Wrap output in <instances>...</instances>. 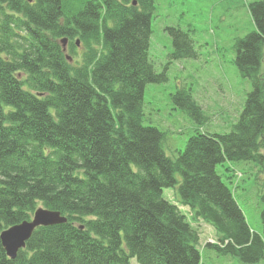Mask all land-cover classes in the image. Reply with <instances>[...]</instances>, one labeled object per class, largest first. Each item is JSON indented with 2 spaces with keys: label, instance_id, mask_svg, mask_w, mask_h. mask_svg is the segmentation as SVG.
I'll return each instance as SVG.
<instances>
[{
  "label": "trees",
  "instance_id": "16d2710c",
  "mask_svg": "<svg viewBox=\"0 0 264 264\" xmlns=\"http://www.w3.org/2000/svg\"><path fill=\"white\" fill-rule=\"evenodd\" d=\"M154 11V0H0V234L40 207L66 219L36 228L14 259L0 241V264H201L199 232L179 206L213 229L206 247L217 254L264 260V239L216 171L264 165V1L248 5L255 31L233 47L252 88L237 122L193 130L176 158L145 124L146 86L167 81L149 55ZM171 33V59L196 57L187 34ZM171 99L206 120L191 88ZM261 202L264 232V193Z\"/></svg>",
  "mask_w": 264,
  "mask_h": 264
},
{
  "label": "rangeland",
  "instance_id": "374dc122",
  "mask_svg": "<svg viewBox=\"0 0 264 264\" xmlns=\"http://www.w3.org/2000/svg\"><path fill=\"white\" fill-rule=\"evenodd\" d=\"M259 1L264 0H154L149 55L155 72H164L167 81L146 86L144 115L145 124L164 133L162 147L168 157L176 158L184 150L193 130L203 128L208 133L223 134L237 122L252 88L232 63L233 47L237 39L255 31L248 5ZM171 30L188 35L196 57L170 58ZM179 88H191L206 117L202 125H197L173 103L171 96ZM216 171L231 190L251 231L264 239L261 224L264 165L225 162ZM163 197L174 204L180 200L177 188L164 189ZM179 208L199 232L201 264H244L206 247L216 243L213 229L195 221L189 208ZM130 263L138 264L135 259ZM258 264H264V260Z\"/></svg>",
  "mask_w": 264,
  "mask_h": 264
},
{
  "label": "water",
  "instance_id": "95a60500",
  "mask_svg": "<svg viewBox=\"0 0 264 264\" xmlns=\"http://www.w3.org/2000/svg\"><path fill=\"white\" fill-rule=\"evenodd\" d=\"M133 5H135V2H133ZM61 43L63 50H65L66 39H63ZM67 58L71 61V58ZM65 222L66 219L60 216L58 212L40 207L34 211L33 216L29 221H24L4 230L0 234L1 245L7 257L14 259L17 252L25 247L26 241L30 238L36 228L64 224Z\"/></svg>",
  "mask_w": 264,
  "mask_h": 264
}]
</instances>
